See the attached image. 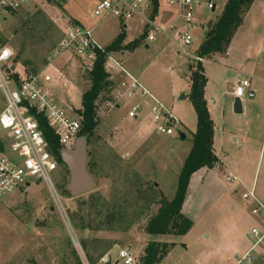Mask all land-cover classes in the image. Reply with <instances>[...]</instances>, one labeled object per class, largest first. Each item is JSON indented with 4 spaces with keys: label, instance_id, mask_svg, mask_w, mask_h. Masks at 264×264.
<instances>
[{
    "label": "rangeland",
    "instance_id": "374dc122",
    "mask_svg": "<svg viewBox=\"0 0 264 264\" xmlns=\"http://www.w3.org/2000/svg\"><path fill=\"white\" fill-rule=\"evenodd\" d=\"M157 1L158 11L165 14L168 9L172 14L169 20L155 21L158 31L154 40L145 41L146 33L142 40L143 18L135 17L125 24V42L138 41L139 45L130 51L123 43L122 50L112 56L118 58L123 52V68L179 120L185 139L155 132L149 99L135 94L117 103L116 79L107 74L109 85L95 102L98 125L86 136V170L94 190L71 197L67 191L69 174L61 166L59 173L51 175L53 193L44 183L33 180L26 191L0 199V264H100L105 255H110L114 264L118 250L125 249L138 264L151 240L145 228L157 213L160 200L173 197L196 131L188 96L179 100L190 91L188 66L208 23L212 25L224 5V0H212L216 8L211 11L203 1L194 9L193 28L185 27L192 36L191 45L186 47L178 34L183 28L178 9L168 6L166 0ZM97 2L13 0L12 8L0 12L4 19L0 43L12 51L18 78L42 72L49 75L55 99L80 117L79 133L83 127L81 97L90 88L93 64L71 50L60 53L59 46L65 30L73 26L90 30L94 42L103 49L113 39L119 22L95 18ZM259 15L257 23L263 27L264 16ZM172 26L177 31L171 30ZM242 56L238 51L230 59L217 56L213 62L201 63L208 79L209 115L215 124L213 147L224 167L199 170L190 177L182 212L192 226L182 237L166 238L174 242L167 243L174 245L173 251L159 264H223L216 258L223 242L230 244L234 236L248 238L252 229L264 232V214L253 215L255 202L242 198L253 190L264 205V89L260 94L257 89L254 99H244L242 104L245 108L248 101H259L261 107L252 106L247 113L235 115L231 100L239 75L217 66L226 64L234 69L233 63L237 65ZM135 104H141V110L137 119H130L127 113ZM3 105L0 96V111ZM233 177L235 183L226 181ZM234 257L229 252L225 259Z\"/></svg>",
    "mask_w": 264,
    "mask_h": 264
},
{
    "label": "built area",
    "instance_id": "2783aa9c",
    "mask_svg": "<svg viewBox=\"0 0 264 264\" xmlns=\"http://www.w3.org/2000/svg\"><path fill=\"white\" fill-rule=\"evenodd\" d=\"M208 10H214L211 0H166L168 6L179 11V18L183 21L182 30H178L182 46H190L192 36L185 27H190L195 21L194 9L202 2ZM13 0H0V12L5 7L12 8ZM153 4L151 0H98L93 9V16L99 20L115 19L120 25H125L135 17L143 18L145 41L152 42L158 31L156 18H151ZM4 21L0 18V25ZM171 30L177 31L174 27ZM71 50L80 59H86L92 66L95 60V50L104 49L98 46L90 30L73 26L65 30L59 46V52ZM192 60L202 63L204 60L193 56ZM105 72L111 79H116L117 90L114 99L119 103L124 98L131 99L135 94L147 98L152 102L150 121L155 132L163 136L178 134L179 120L171 111L153 97L135 78L123 68L120 59L108 54L104 63ZM52 79L42 72L19 79L13 64V53L0 43V96L3 98V108L0 111V199H7L14 193L26 191L33 180L44 183L53 193L54 186L51 175L58 172L62 165L49 149L37 117L41 118L53 133L59 148L71 151L80 132V117L64 108L54 97L51 90ZM233 97L243 101L254 99L250 81L243 79L234 86ZM141 104H135L127 115L130 119H137ZM233 183L235 178H227ZM244 200L252 199L255 206L253 215L264 214V207L257 201L253 190L243 194ZM249 237L253 240V247L235 264H264V256L255 252L254 248L264 246V232L252 229ZM135 264V258L128 249L118 250L114 264ZM100 264H113L110 255L99 260Z\"/></svg>",
    "mask_w": 264,
    "mask_h": 264
},
{
    "label": "trees",
    "instance_id": "16d2710c",
    "mask_svg": "<svg viewBox=\"0 0 264 264\" xmlns=\"http://www.w3.org/2000/svg\"><path fill=\"white\" fill-rule=\"evenodd\" d=\"M153 11L151 18H156L159 10L157 0H151ZM256 0H225L221 14L214 20L203 37L195 56L208 61L215 55L223 54L236 30L241 26L244 15L248 12ZM145 33H143L142 40ZM125 33L122 29L115 39L104 48V51L95 50V61L93 69L89 72L90 88L81 97L83 127L79 137L87 136L91 133L98 122L95 116V102L99 94L108 87V75L105 72L104 63L108 54L122 50ZM140 42L135 41L125 45V50L135 49ZM190 92L189 101L196 116V131L191 138L190 151L181 167L176 181V188L170 200L161 199L159 208L152 217L146 228L145 233L151 238L143 250V254L138 264H159L174 245L158 241L164 236L182 237L191 228L192 223L182 213V205L186 196L187 186L190 177L201 169L211 170L218 164V159L213 151V122L207 110L204 98V89L207 78L201 63L192 61L189 66ZM40 130L49 144V149L56 156L60 165L62 164L60 153L61 149L57 140L45 122L37 117ZM81 135V136H80Z\"/></svg>",
    "mask_w": 264,
    "mask_h": 264
},
{
    "label": "crops",
    "instance_id": "0c3cea01",
    "mask_svg": "<svg viewBox=\"0 0 264 264\" xmlns=\"http://www.w3.org/2000/svg\"><path fill=\"white\" fill-rule=\"evenodd\" d=\"M224 3H225V0H224ZM213 4L215 5V8H216V4L214 2H213ZM159 7H160V1H159ZM214 10H212V11H214ZM168 12H170V10H168V9L165 10V14H164V10L162 12L158 11V15H157L155 21L160 20V21L164 22L165 20H169V18L171 19L172 13L168 14ZM259 13L261 14V17L264 16V0H256L252 4V6L248 10V12L244 15L241 26L236 30L233 37L231 38V41H230L226 51L223 54L215 55L212 59H210L208 61H204V63L210 62V61L213 62L217 56H223L226 59H230L232 57V53L240 51V54L243 55L242 56L243 59L239 60L237 65H235L233 63V65L235 66L234 69H232L230 66L228 67V65H226V64H218L217 66H219L220 68L224 67L225 68L224 70L227 73H230V72L238 73L240 79L237 81V83L243 79H248L250 81L252 91L255 92L258 89L259 94H260L261 89H264V26L259 27V25L257 23L258 19H256V17L260 16ZM166 14H168V15H166ZM125 28H126L125 25H120V27L118 29L119 31L117 32V34L113 37L112 40H110L103 47L108 46L115 39V37L120 33V31L122 29L124 30ZM178 30H182V28H180ZM123 43L127 44L125 42V39H124ZM122 53H121V55H122ZM121 55H119L118 59H121V57H120ZM203 69H204V65H203ZM204 74H205V70H204ZM205 77H206V75H205ZM187 79H188L187 87L190 90L189 74L187 75ZM207 82H208V79H207ZM206 85H207V83H206ZM233 90H234V88H233ZM187 96L188 95H185L184 98H186ZM204 98H205V101L207 104V110L209 112V99L207 96V87L206 86L204 89ZM233 99H234V97H233V91H232L231 102L233 101ZM241 104H243V101H241ZM248 104H249V107L247 106L245 108L242 105V113L241 114L247 113L249 111L250 107H252V106H254V107L260 106L261 107V103L259 101H256V102L255 101H248ZM231 105H232V103H231ZM230 110H231V108H230ZM212 122H213V120H212ZM214 138H215V124L213 122V143H214ZM233 141H237V139L234 138ZM213 151H214L215 156L217 157L214 147H213ZM217 159L219 162L213 169H215V168L222 169L224 167V165L222 164L221 160L218 157H217ZM203 170H207V169H201L200 171H203ZM233 178H235V177H233ZM236 181H237V179L235 178V181L233 183H235ZM257 201L264 207V205L258 199H257ZM184 216H186V215L184 214ZM187 218L189 219V217H187ZM228 231H225V233ZM168 237H170V236L162 237L160 242L173 243L174 244L173 241H165L166 238H168ZM248 238L240 237V236H234L232 239V242L230 244L223 242V244H221L217 248V250H218L217 255H216L217 261H219L220 263H223V264H231V263L235 264L237 259L245 256L253 247L252 238L249 236H248ZM205 239H207V236L205 237ZM260 247L261 246L255 247L254 250L256 253L263 255L264 246H262V249ZM229 252H231L232 255L235 256L231 260L225 259V257L228 255ZM225 261H226V263H225Z\"/></svg>",
    "mask_w": 264,
    "mask_h": 264
},
{
    "label": "water",
    "instance_id": "95a60500",
    "mask_svg": "<svg viewBox=\"0 0 264 264\" xmlns=\"http://www.w3.org/2000/svg\"><path fill=\"white\" fill-rule=\"evenodd\" d=\"M211 22L208 24L210 28ZM184 95H181L179 100H183ZM232 111L235 115L242 113V104L240 99L234 98L232 101ZM177 136L180 140L185 139L182 132H178ZM86 145L87 137H78L71 151L62 150L60 158L62 164L66 167L69 174V183L67 191L71 197H80L94 190L95 184L86 170ZM109 264V263H107Z\"/></svg>",
    "mask_w": 264,
    "mask_h": 264
}]
</instances>
